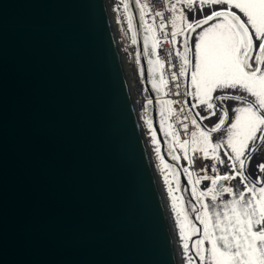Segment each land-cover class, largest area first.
Instances as JSON below:
<instances>
[{
	"label": "water",
	"instance_id": "95a60500",
	"mask_svg": "<svg viewBox=\"0 0 264 264\" xmlns=\"http://www.w3.org/2000/svg\"><path fill=\"white\" fill-rule=\"evenodd\" d=\"M120 55L105 0H0V264H179Z\"/></svg>",
	"mask_w": 264,
	"mask_h": 264
},
{
	"label": "snow or ice",
	"instance_id": "6c2138e0",
	"mask_svg": "<svg viewBox=\"0 0 264 264\" xmlns=\"http://www.w3.org/2000/svg\"><path fill=\"white\" fill-rule=\"evenodd\" d=\"M213 5L227 7L212 11L210 15L200 19L188 20L185 9L199 8L202 11L205 6ZM166 6L171 17L165 21L164 12L155 11L151 17L152 23H149L144 20L145 15L152 11L149 4L135 0V7L139 9L140 18L144 22L145 54H149V47L154 49L162 41L173 46L167 52L169 63L173 54L180 63L178 73L173 72L171 79L175 81L180 77H187L188 86L185 87L184 95L194 101L183 116V120L187 121L191 115L190 123L195 127L194 131L188 133V140L179 141L184 158L189 166L194 164L190 153H198L202 159L212 161V175L208 174L207 165L199 173L189 171V167L183 168L188 183L192 185L191 195L196 198L194 202H190L188 211H184L182 200L180 207H177V196L173 195L171 198L183 250L187 255L189 240L199 232V238L193 242L192 247L201 264H264V163L257 165V170L262 175L252 178L247 174L253 155L264 145V0H176ZM123 8L127 12L129 4L123 3ZM233 8L244 19L232 11ZM156 18H160L158 24H155ZM169 24L172 31H164ZM128 26L133 27L131 14ZM193 33L197 38L194 52L190 44ZM178 36L183 37L182 52L175 48ZM132 43H136L135 33ZM149 63L152 64L153 60L150 59ZM163 63L160 59L155 60L157 73ZM159 79L162 84L166 83L162 74ZM176 87L181 85L177 84ZM228 89H238L244 94L230 95L225 92ZM217 92L220 94L214 95ZM176 95L180 93L177 92ZM229 101L238 102L231 109L234 113L231 118L227 106ZM151 103L148 100V104ZM184 103L187 104V101ZM167 104L171 105L172 101ZM200 106H203L208 116H201L199 112L193 114V109ZM180 111L185 112V109L181 108ZM217 113L219 118L214 126H201L200 122ZM161 114L167 118L172 110L162 109ZM180 123L187 132L188 124L182 121ZM148 124L151 126L152 121L149 120ZM165 132L168 134L167 129ZM214 133H222L215 142L212 139ZM221 150L229 165V171L224 174H220L217 167L225 163L220 155ZM170 154L172 160H178L171 149ZM171 175L176 180V191H188L187 187L181 189L175 167L172 168ZM237 178L243 185V190L238 193L230 184L225 183ZM202 180L210 181V187L197 191L196 185ZM165 181L169 182L168 176H165ZM173 190L170 185L169 194ZM225 194L230 199H220V203H216ZM206 197H210L211 205L204 202ZM188 212L197 213L193 219L199 221L202 230L188 218ZM192 259V256H188L189 262Z\"/></svg>",
	"mask_w": 264,
	"mask_h": 264
},
{
	"label": "rangeland",
	"instance_id": "374dc122",
	"mask_svg": "<svg viewBox=\"0 0 264 264\" xmlns=\"http://www.w3.org/2000/svg\"><path fill=\"white\" fill-rule=\"evenodd\" d=\"M111 3L112 2L110 0V4ZM226 7H227L226 5H213V6H205L202 11L199 8H196L195 11L192 14H191V12L188 9H185V12H186V15H187L188 20L189 21H192L194 19H200V18H202L204 16L210 15L211 12L214 11L215 9H216V11H219L218 9L223 10V8L225 9ZM232 11H235L238 15H240V13L238 12V10H236V9L233 8ZM120 16H121L123 22L126 24V26H128L129 10L126 12L123 7L122 8H117V10H115V17H116V20H117L119 33H120V36H121V40H122L123 47H125L126 46V37H125V34L123 32L124 30H123L122 25H121ZM213 22H215V21H210V23H213ZM205 27H207V25H205ZM197 31H199V29H197ZM182 40H183V37L178 36L177 37V43L175 45L176 46V49H179L181 52L183 51V45L181 43ZM196 42H197L196 34L193 33L191 35V38H190V44L192 46V51L193 52L195 51V44H196ZM125 51H126V49H125ZM123 55H124L125 61H127V54H124L123 53ZM145 57H146V62H147L148 82H149V85H150V87H151V89H152L155 97H160L161 96L160 85L157 82L158 81V77H157V74L158 73L155 70V59L153 57V51H152V48L151 47H149V54H147V55L145 54ZM150 59L153 60V63L152 64L149 63V60ZM140 76L142 78V74L141 73H140ZM154 84H155V86H154ZM157 89H159V90H157ZM227 94H230V95H234V94L243 95L244 93L240 92L237 89V90H229L227 92ZM165 105L167 107V104H165ZM237 105H238V102H234V101L227 102V106H228V108H229L230 111H231L232 107L237 106ZM231 113H232V111H231ZM232 115H234V113H232ZM218 118H219V113H217V115L214 117V119L212 121L211 120L210 121H207L208 125H210L211 127L214 126L215 123L218 122ZM203 121L206 122V120H203ZM194 130H195V127L193 126V131ZM217 134L218 133L212 135V139L213 140L216 138V135ZM149 136L151 138V139H149V142H150L151 147H152V150H153V159L155 158L154 159L155 167H156L157 172L159 173L160 177L162 178L161 182L163 183L164 189H165V191L168 194L167 195L165 192L163 193L164 198L166 200V203L165 204L167 205V209L170 212L171 226L173 228V232L179 231V226H178V223L176 221V210L172 207V199L171 198H172L173 195L177 196L179 198L177 200V207L178 208L180 207L181 200H182L183 201V204H184V211H188V209L191 207L190 202H192L191 201V196L192 195L191 194L188 195V194H186L183 191L178 192V191L175 190L174 185L176 183V180H174L172 178V175H171L172 168L163 159L162 154H161L160 145H159V143H158V141L156 139V136H153V131L151 129H150ZM172 147H173V149L175 151V154L178 157V162H179L182 170H183L184 167H189L187 160H185V158H184V151L181 148V144L178 143V141L174 137L172 138ZM185 147H187V146H185ZM157 148H159V151H157ZM220 155H222V154L220 153ZM201 160H202V163H203V167L205 165L208 166V168H209L208 174L209 175H212V173H211V164H212V161L210 159L205 160V159H202V158H201ZM225 161L228 163V161H227L226 158H225ZM255 161L264 163V145H261V148H260L259 152L257 154H255L254 158H252L251 163H253ZM165 165H167L168 167H165ZM217 167L219 169L220 174H224V173H226V172L229 171V166L226 163H224L223 166L217 165ZM189 171H190V168H189ZM165 176H168V179H169V182L168 183H166V181H165ZM176 176H177V178L179 180V183H180V186H181L182 185V180H181L179 174L177 173V171H176ZM231 182H232V184H231ZM231 182H226V183L230 184V186L237 193L239 191L243 190V185L241 184L239 178H237V179H235V180H233ZM170 185L173 186V188H174V190H173V192L171 194H169V192H168V187ZM208 187H210L209 181L208 180H202L200 182V184L196 185V190L197 191H202V190H206ZM191 189H192V185H190V192H191ZM192 199H193V201H195L196 198L194 196H192ZM220 199L227 200V199H230V196L228 194H225L222 198H218V200L216 201V203H220ZM204 202L205 203H208L210 205L212 203L210 197L204 198ZM197 207H199V205H197ZM196 214L197 213L188 212V218L189 219H192L193 220V223H195L196 226H197V228L199 229V225L200 224L199 225L197 224V222H199V221L196 222L193 219ZM200 229L202 230V225H200ZM187 231H188V229H187V226H186V233H187ZM199 235H200V233L198 232L196 236H193L191 238V240H189V252H190V254H191L192 257H193V255H195L194 254L195 253V249L192 247V244H193V242L197 238H199ZM207 247H208V244L206 242L205 243V248H207ZM181 260L182 259L180 258V262H181ZM197 261L201 264V262H200V260H199L198 257H197V260L193 257V259H192L191 262H189V260H188V261H186L183 264H198Z\"/></svg>",
	"mask_w": 264,
	"mask_h": 264
},
{
	"label": "built area",
	"instance_id": "2783aa9c",
	"mask_svg": "<svg viewBox=\"0 0 264 264\" xmlns=\"http://www.w3.org/2000/svg\"><path fill=\"white\" fill-rule=\"evenodd\" d=\"M149 4L152 11L150 12V15L152 16L155 11H163L164 12V18L165 21H167L171 17V12L168 11V8L166 6L165 0H141ZM160 18H156L155 24L159 23ZM164 31L170 32L169 25L165 28ZM160 33H157V36H159ZM173 46L168 43L167 41H162L161 44H158L156 46V54L158 58L164 62L163 68H162V75L164 77V80L166 82V98L170 99L172 101L173 107L176 111V119L174 120V131L175 133L180 137L181 141L188 139V133L190 132V125L189 120L184 121L183 116L186 114V105H185V95H184V81L183 77L178 78L177 80L173 81L171 79V74L173 72L178 73L179 71V59L173 54V56L170 58L169 63V57L167 56V52L169 49H171ZM174 65V67H173ZM135 81V74L132 72V87L135 94V107L139 114H142L143 112V105H144V97L141 89L138 87L137 83ZM180 84L181 87L177 88L176 85ZM179 92L180 95H176V93ZM184 108L185 112H181L180 109ZM179 118V119H178ZM180 121L183 123L188 124V130L185 132L183 127L181 126ZM194 160L195 166H196V157L193 156L192 158Z\"/></svg>",
	"mask_w": 264,
	"mask_h": 264
},
{
	"label": "bare ground",
	"instance_id": "6f19581e",
	"mask_svg": "<svg viewBox=\"0 0 264 264\" xmlns=\"http://www.w3.org/2000/svg\"><path fill=\"white\" fill-rule=\"evenodd\" d=\"M111 2H112V0H111ZM110 4V0H109V3H108V6H109V9L111 10V4ZM119 49H120V47H119ZM121 53L123 54V52L121 51ZM121 54V58H122V61H123V65L124 64H126V61H125V59H124V55H122ZM125 67H126V70H125V72H126V74L128 75L127 77H128V79H129V82H131L132 81V70H131V68H130V65H128V64H126L125 65ZM160 191H161V194H162V196H163V198H164V195H163V193L165 192L166 194H167V192L164 190V186H163V183H161V186H160ZM165 194V195H166ZM168 195V194H167ZM166 195V196H167ZM164 205H165V208H166V210H167V213H168V215H169V220H170V212L168 211V209H167V205L165 204L166 203V200H165V198H164ZM170 226H171V221H170ZM171 233H172V237H173V240H174V242H175V246H176V253H177V258H178V260H179V264H183V263H185L186 261H188V256H191V254H190V252L188 251V253H187V255L185 254V252H184V250H183V242H182V240H181V237H180V235H179V231H175V232H173V228H172V226H171ZM180 258L182 259L181 260V262H180Z\"/></svg>",
	"mask_w": 264,
	"mask_h": 264
},
{
	"label": "flooded vegetation",
	"instance_id": "af4514ba",
	"mask_svg": "<svg viewBox=\"0 0 264 264\" xmlns=\"http://www.w3.org/2000/svg\"><path fill=\"white\" fill-rule=\"evenodd\" d=\"M195 11V9L194 10H191V13H193ZM235 12V11H234ZM241 15V18L242 19H244V17L242 16V14H240ZM251 31V30H250ZM253 39L255 40V37H253ZM257 44H258V42H257ZM229 90H231V89H228V90H225V92L227 93ZM216 94H220L219 92H217V93H215L214 95H216ZM192 99V98H191ZM194 103V101L192 100V104ZM195 111L196 112H199L200 113V115L201 116H208L209 114L203 109V106L201 107H197V108H195ZM229 115H230V118H231V116H232V113H231V111L229 110ZM210 121V118H208V119H206V122L205 121H202V123L205 125V126H208V127H211L210 125H208V123H207V121ZM214 134H216V133H214ZM213 134V135H214ZM221 134L222 133H218L217 135H216V138L213 140V142H215V141H217L218 139H219V137L221 136ZM260 148H261V146L259 147V150H260ZM170 149H171V147H170V144L169 143H167V142H165V145L163 146V151L164 152H170ZM171 152H172V150H171ZM259 152V151H258ZM258 152H256L255 154H257ZM222 155H221V157H223L224 159L226 158V157H224V155H223V151L221 150V152H220ZM255 154L253 155V158H254V156H255ZM227 159V158H226ZM225 163L228 165V163L225 161ZM260 163H262V162H257V161H255V162H253V163H251L250 164V166L247 168V174L248 175H250L252 178H255L256 176H258V175H262L261 173H259L258 172V170H257V165L258 164H260ZM229 166V165H228ZM226 183V182H225ZM231 184H232V182H231Z\"/></svg>",
	"mask_w": 264,
	"mask_h": 264
},
{
	"label": "crops",
	"instance_id": "0c3cea01",
	"mask_svg": "<svg viewBox=\"0 0 264 264\" xmlns=\"http://www.w3.org/2000/svg\"><path fill=\"white\" fill-rule=\"evenodd\" d=\"M218 10H220V9H218ZM214 11H216V9Z\"/></svg>",
	"mask_w": 264,
	"mask_h": 264
}]
</instances>
